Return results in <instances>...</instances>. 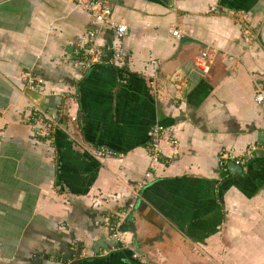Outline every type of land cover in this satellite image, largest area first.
Instances as JSON below:
<instances>
[{"label":"crops","instance_id":"0c3cea01","mask_svg":"<svg viewBox=\"0 0 264 264\" xmlns=\"http://www.w3.org/2000/svg\"><path fill=\"white\" fill-rule=\"evenodd\" d=\"M95 1L122 37L74 0H0V264H264V0ZM34 109L61 110L46 142ZM153 124L176 141L154 164Z\"/></svg>","mask_w":264,"mask_h":264},{"label":"built area","instance_id":"2783aa9c","mask_svg":"<svg viewBox=\"0 0 264 264\" xmlns=\"http://www.w3.org/2000/svg\"><path fill=\"white\" fill-rule=\"evenodd\" d=\"M74 3L77 7L81 8L90 17H92L95 23H105L106 25H108V27L113 30L115 37L120 38L125 34V25L121 23H116L112 19H110V9L108 6L101 4L95 0H74ZM169 32L173 37H179L181 34L176 29H170ZM93 35V31L86 32V36L88 37V39L93 37ZM85 41L86 40L84 37H80L77 41H75V43H77L78 47L82 45V43ZM116 59L113 58V61H115ZM210 63L211 61L208 53L205 50H202L199 51L198 54L195 56L193 60V67L196 68L201 74L207 75ZM20 79L23 86L34 93H38L40 87L42 86V80L29 70L21 72ZM253 101L255 104H260L264 101V90L258 85H256L254 88ZM61 115L62 113L60 109H57V111L54 112H44L41 110L34 109L33 114L28 117V124L30 125V137L32 138V140L34 142H38V140H40L39 138H44L42 141L46 142L49 133L52 131L57 119ZM67 117H69L71 121L74 120V115L67 114ZM161 141H166L170 145H174L176 143L172 130L166 129L161 125L153 124L148 129L146 144L149 161L152 164L157 163L159 160L161 154L159 143ZM226 160L233 161V156L231 153H218L216 157L218 166H223ZM222 169L226 171L225 168ZM148 175V173H145L143 175V180L147 179ZM143 180L137 183V187H140L142 185ZM117 218L119 221L121 217L117 215ZM105 225L107 228L108 236L119 244H124L122 236L125 233L120 232V230H118V222L116 221L112 223H106ZM132 256L134 258L138 257V255H136L135 253H132Z\"/></svg>","mask_w":264,"mask_h":264},{"label":"water","instance_id":"95a60500","mask_svg":"<svg viewBox=\"0 0 264 264\" xmlns=\"http://www.w3.org/2000/svg\"><path fill=\"white\" fill-rule=\"evenodd\" d=\"M226 167L229 172L240 171V166L233 161H228Z\"/></svg>","mask_w":264,"mask_h":264}]
</instances>
